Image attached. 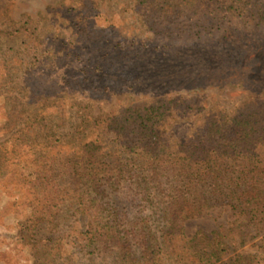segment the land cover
Masks as SVG:
<instances>
[{
	"label": "rangeland",
	"instance_id": "374dc122",
	"mask_svg": "<svg viewBox=\"0 0 264 264\" xmlns=\"http://www.w3.org/2000/svg\"><path fill=\"white\" fill-rule=\"evenodd\" d=\"M63 1L0 2V31L16 33L0 40V68L9 59L8 67L16 69L7 83L0 82V264H120L115 245L96 247L86 240L93 209L81 213L79 205L63 202L51 217L38 198L46 179L73 187L66 170L79 153L71 135L82 109L102 116L135 103L184 101L167 128L174 141L194 143L210 116L264 105V76L248 66L249 54L264 45V27L251 24L264 0H248L235 10L229 2L210 0L172 23L150 17L133 0H95L103 19L96 23L87 10L81 18L88 19L80 23L79 14L61 9ZM83 29L102 39L79 42ZM239 50L249 51L248 59L238 60ZM62 110L66 125L60 128ZM34 114L70 141L68 146L33 152L27 118ZM257 119L264 127V110ZM120 190L119 211L129 220L153 216L133 184L125 182ZM232 220L231 208L218 205L192 215L186 232L203 247L206 237ZM159 227L152 223L153 232ZM246 232L245 246L237 237L225 240L230 253L224 261L258 254L255 264H264V229Z\"/></svg>",
	"mask_w": 264,
	"mask_h": 264
},
{
	"label": "trees",
	"instance_id": "16d2710c",
	"mask_svg": "<svg viewBox=\"0 0 264 264\" xmlns=\"http://www.w3.org/2000/svg\"><path fill=\"white\" fill-rule=\"evenodd\" d=\"M133 1L135 8L150 17L172 23L186 12H197L210 0ZM221 1L231 3V10H235L248 0ZM67 2L70 5L64 7ZM61 9L79 14L80 23L88 19L81 18L87 10L92 11L96 23L104 16L95 0H65ZM251 24L264 27V1ZM80 32L81 43L102 39L93 29ZM15 34L0 31V40ZM248 52L239 50L238 60L249 57L248 66L264 76V45L249 56ZM9 64L0 68L2 83L16 72ZM185 105L176 100L135 103L120 113L102 116L82 109L71 135L79 153L67 163L66 170L74 178L73 187L60 186L54 179L44 180V192L38 194L45 206L43 212L53 217L52 210L69 201L79 205L78 212L90 213L93 209L86 240L96 247L102 243L115 245L120 264H255L258 254H239L225 262L230 253L225 240L237 237L245 246L246 229H264V127H258L257 119L264 105L251 103L232 114L210 116L194 143L174 141L167 128L172 111ZM63 110L60 128L66 125ZM27 120L33 152L45 146L46 150L68 146L70 141L58 138L54 127L41 115L34 114ZM125 182L133 184L141 206L151 209L153 216L129 220L119 211L117 194ZM218 205L231 208L235 220L222 223L199 247L197 238L187 235V220ZM156 221L162 227L155 233L152 223Z\"/></svg>",
	"mask_w": 264,
	"mask_h": 264
}]
</instances>
